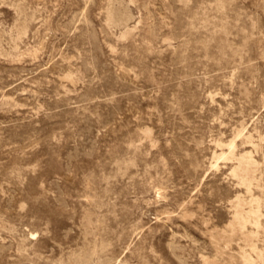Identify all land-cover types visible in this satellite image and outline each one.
I'll use <instances>...</instances> for the list:
<instances>
[{"label": "rangeland", "instance_id": "1", "mask_svg": "<svg viewBox=\"0 0 264 264\" xmlns=\"http://www.w3.org/2000/svg\"><path fill=\"white\" fill-rule=\"evenodd\" d=\"M0 264H264V0H0Z\"/></svg>", "mask_w": 264, "mask_h": 264}]
</instances>
